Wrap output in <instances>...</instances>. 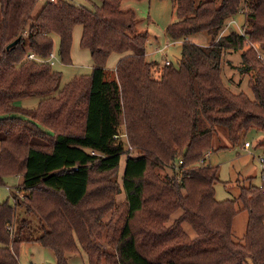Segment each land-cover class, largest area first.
<instances>
[{"label": "trees", "instance_id": "trees-1", "mask_svg": "<svg viewBox=\"0 0 264 264\" xmlns=\"http://www.w3.org/2000/svg\"><path fill=\"white\" fill-rule=\"evenodd\" d=\"M37 1L0 0V185L20 175L25 192L0 203V264H19L21 234L29 237L25 219L11 238L6 229L17 208L43 222L42 234L25 241L50 249L56 264L80 249L87 264H264V61L251 46L264 49V0H173L176 20L165 33L180 42L181 60H165L159 77V65L146 60L147 34L122 0H96L92 8L46 0L32 16ZM244 2L243 31L222 34ZM76 26L91 71L52 96L61 72L46 59L55 56V36L57 60L71 63ZM198 33L211 37L207 45L189 40ZM235 51L240 71L252 72V98L223 82V54ZM111 53L121 57L108 70ZM30 96L39 98L35 107L16 103ZM216 127L233 146L249 130L262 134L260 185L241 186L234 200L215 199L218 168L205 164ZM165 165L171 172L162 178L156 169ZM236 202L247 212L241 242L232 239Z\"/></svg>", "mask_w": 264, "mask_h": 264}, {"label": "rangeland", "instance_id": "rangeland-1", "mask_svg": "<svg viewBox=\"0 0 264 264\" xmlns=\"http://www.w3.org/2000/svg\"><path fill=\"white\" fill-rule=\"evenodd\" d=\"M45 1L46 0L37 1L32 16L37 15ZM66 1L74 5H83L91 8L92 2L98 4L96 0ZM248 1L252 2L254 0H246V2ZM246 2L242 3L237 14L231 18L228 24L225 25L222 34H227L231 31H243V28L247 23L245 14L248 11V7ZM120 7L122 9H132L137 19V31L147 34L148 38L145 44L146 60L153 61L154 66L159 65V67H155L153 69L154 76L159 77L165 60L171 62L173 66H177L181 60V44L179 41H171L165 33V29L169 23L176 20L175 3L173 0H122ZM80 34L81 27L76 26L72 33L70 54L71 63L68 65L61 64L60 61L57 60L58 38L54 36L53 52L55 53L56 58L54 70L61 72V78L58 88L51 94L52 96H57L59 90H61V88L71 78L89 74L91 71L93 60L89 52L80 47ZM210 38L211 37L205 35V33H198L191 36L189 40L202 45H207ZM251 46L255 49V51H257L259 59L264 61V49L261 45L258 42H255ZM240 53V51H235L225 52L223 54L221 76L225 85L233 92H243L252 98V92L248 87V75L251 76L252 72L242 73L240 71ZM120 57L121 56L117 53H111L106 60L105 67L108 70H113ZM38 101V97L30 96L18 100L16 103L26 108H33L37 105ZM121 129L120 134L123 132V127H121ZM261 136L262 134L256 130H249L245 133L243 138L241 137L239 143L236 146H233L228 140L226 130L221 127H216V133L212 139L211 152L208 153V157L205 160V164L217 166L218 168V179L214 184V197L216 200H234L237 198L241 186L260 185L262 167L260 165L259 158L261 157L262 149L259 145H257V141L261 138ZM120 138L124 137L121 136ZM244 141L248 142L250 147L243 148L242 144ZM130 151L132 155L137 154L136 149H131ZM124 164L125 155L121 157L119 171L115 175V179H117L120 183L123 175ZM156 170L157 174L162 178L169 176L171 172L167 165L163 168H157ZM20 181V175L6 176L3 178V185H0V203L7 201L9 204H13L11 192H15L19 198L22 199L25 192L23 193V191H21ZM124 199L125 193L122 189V191L117 194L116 201L122 202ZM235 206L238 214L235 216L232 223V239L236 242H241L245 233L247 212L241 210L239 202H236ZM180 213L181 210L172 213L169 220L166 222V225H171ZM108 217L109 214L103 221H106ZM15 219V223L6 226L10 238L14 235V225H17L19 220L25 219L24 226L30 228L28 234L29 237L21 234L20 239H22V242L20 243L18 249V263L56 264L55 257L50 249L41 246L35 241H25L28 238H36L42 234L43 222L38 220L33 214H26L22 208L16 209ZM181 226L191 238L196 237V233L187 223L183 222ZM101 247L107 248V245L102 243ZM67 263L87 264L86 253L80 249L78 253L68 256ZM248 264H251L250 261H248Z\"/></svg>", "mask_w": 264, "mask_h": 264}, {"label": "built area", "instance_id": "built-area-1", "mask_svg": "<svg viewBox=\"0 0 264 264\" xmlns=\"http://www.w3.org/2000/svg\"><path fill=\"white\" fill-rule=\"evenodd\" d=\"M49 1H51V2H53V1H55V0H49ZM28 57L29 58H32L33 57V55L32 54H30V55H28ZM51 65H54L55 64V56L51 53L50 54V56L48 57V59H46ZM165 63L166 64H168L169 62L168 61H165ZM248 147H250L249 146V143L248 142H245L244 144H243V148H248ZM131 149V148H130ZM259 162H260V165H261V167L263 166L262 164H263V159L260 157L259 158Z\"/></svg>", "mask_w": 264, "mask_h": 264}, {"label": "water", "instance_id": "water-1", "mask_svg": "<svg viewBox=\"0 0 264 264\" xmlns=\"http://www.w3.org/2000/svg\"><path fill=\"white\" fill-rule=\"evenodd\" d=\"M19 38H17L16 40H14L13 42H11L6 48H9L10 46L15 45L18 42Z\"/></svg>", "mask_w": 264, "mask_h": 264}, {"label": "crops", "instance_id": "crops-1", "mask_svg": "<svg viewBox=\"0 0 264 264\" xmlns=\"http://www.w3.org/2000/svg\"><path fill=\"white\" fill-rule=\"evenodd\" d=\"M121 56V55H120ZM92 66V65H91ZM114 67V66H113Z\"/></svg>", "mask_w": 264, "mask_h": 264}]
</instances>
